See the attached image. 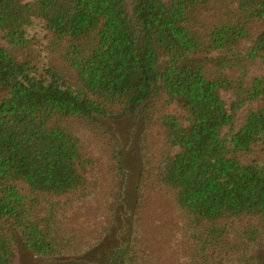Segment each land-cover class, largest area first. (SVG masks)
I'll return each mask as SVG.
<instances>
[{"label": "trees", "instance_id": "obj_1", "mask_svg": "<svg viewBox=\"0 0 264 264\" xmlns=\"http://www.w3.org/2000/svg\"><path fill=\"white\" fill-rule=\"evenodd\" d=\"M34 19L54 58L28 38ZM123 118L148 129L136 211L145 186L170 197L179 262L264 264V0H0V264L21 247L160 264L118 219L127 165L107 125ZM82 208H104V230L72 221ZM108 233L116 244L87 257Z\"/></svg>", "mask_w": 264, "mask_h": 264}, {"label": "rangeland", "instance_id": "obj_2", "mask_svg": "<svg viewBox=\"0 0 264 264\" xmlns=\"http://www.w3.org/2000/svg\"><path fill=\"white\" fill-rule=\"evenodd\" d=\"M27 36L29 39L34 40L36 48L42 51L44 56L49 59L54 58L57 54L51 51L52 36L46 30L44 23L40 19H34L31 26L27 29ZM66 45V44H65ZM225 100L229 101L231 94L228 92L223 93ZM176 112L180 110L178 107H172ZM178 109V110H177ZM109 136L114 137L120 142L125 150V158L127 165V178L121 185V201L120 208L122 209V216L118 215V219L127 224L133 223L139 227V232L146 240H148L153 249L157 252L160 259V264H181L179 259L184 255L186 244L184 238L179 235L176 226L180 225L182 216L178 214L177 210L173 208L171 199L165 196L164 192H151L148 186L143 189V194L146 198L142 199V208L136 211L135 205L139 201L138 193L136 192L139 185V174L142 171V159L138 153L137 140L141 139L142 134L148 130L143 124H137L133 118H123L119 120L110 121L107 125ZM148 133V131H147ZM149 140L161 146L158 139L156 129H151L149 132ZM151 142V143H152ZM94 180L93 173L88 174ZM147 188V189H146ZM165 191V190H162ZM102 209V208H101ZM101 210V214L97 208H82L72 217V221H77L82 226L92 225L94 230L101 231L103 229V222L107 214ZM118 211V210H117ZM111 217V216H108ZM136 226L135 229H136ZM89 230V229H88ZM174 233V234H173ZM161 239H158V238ZM103 242L94 248L86 256H95L102 258V255L108 248L116 244L115 235L108 233L102 238ZM20 264H53L47 262L43 258H38L31 254L24 247L20 248Z\"/></svg>", "mask_w": 264, "mask_h": 264}]
</instances>
